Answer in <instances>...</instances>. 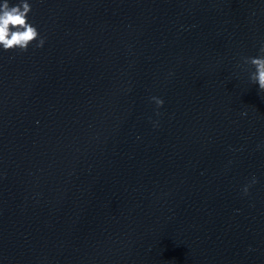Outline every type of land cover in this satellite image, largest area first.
Masks as SVG:
<instances>
[{"label":"water","instance_id":"1","mask_svg":"<svg viewBox=\"0 0 264 264\" xmlns=\"http://www.w3.org/2000/svg\"><path fill=\"white\" fill-rule=\"evenodd\" d=\"M28 2L43 46L0 48V264H264V0Z\"/></svg>","mask_w":264,"mask_h":264},{"label":"clouds","instance_id":"2","mask_svg":"<svg viewBox=\"0 0 264 264\" xmlns=\"http://www.w3.org/2000/svg\"><path fill=\"white\" fill-rule=\"evenodd\" d=\"M31 5L28 0H19V3L10 5L8 0L0 4V48L5 51H27L29 45L38 41L36 47H42L44 39L39 37L36 27L28 22V14ZM260 55L244 58L245 64H250L255 70L250 74V80L258 84L259 91L264 92V44L259 49ZM156 105L162 106L163 100L152 97ZM252 183H256L253 178ZM244 194H248V186L244 188Z\"/></svg>","mask_w":264,"mask_h":264}]
</instances>
